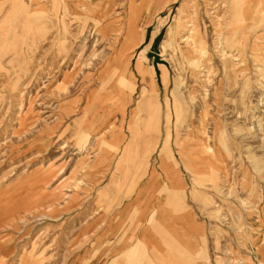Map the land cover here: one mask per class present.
<instances>
[{"label":"rangeland","instance_id":"374dc122","mask_svg":"<svg viewBox=\"0 0 264 264\" xmlns=\"http://www.w3.org/2000/svg\"><path fill=\"white\" fill-rule=\"evenodd\" d=\"M250 5L248 20H264V0ZM0 7V264H107L97 263L110 249L101 248L107 243L92 221L116 197L63 198L46 188L59 185L61 158L89 143V112L109 113L108 129L131 137L132 107L133 116L159 112L160 142L189 184L180 201L202 231L195 257L178 254L194 262L182 264H264V21L244 30L227 0ZM177 80L194 86L181 90L187 109L196 92L192 115H178ZM190 137L181 143L192 157L184 162L180 142Z\"/></svg>","mask_w":264,"mask_h":264},{"label":"crops","instance_id":"0c3cea01","mask_svg":"<svg viewBox=\"0 0 264 264\" xmlns=\"http://www.w3.org/2000/svg\"><path fill=\"white\" fill-rule=\"evenodd\" d=\"M244 1L248 4L246 8L242 5ZM227 2L230 12L242 21L239 27L242 26L246 31L256 27L261 29L260 22L264 20L255 21L254 18L248 20V17L254 15L255 7L252 10L250 5L253 0H227ZM261 30L264 32L263 28ZM254 51L252 55L258 53ZM148 77L151 80L153 72L149 73ZM161 82L164 88L168 87L167 73L166 78H163L162 72ZM174 86L177 89L175 101L178 115L183 116L185 113L192 115L194 113L192 105L196 98L192 94L196 92L194 89L189 91L187 109L181 90L184 86L189 88H194V86L187 85V83L184 85L179 80ZM134 108L132 107L133 111ZM133 111L132 121L134 123L132 124L138 127L134 133L132 132L131 137L127 129H108V123L111 120L109 113L89 112L86 118L91 133L88 136L89 143L74 159L61 158L59 185L57 183V187L46 188L47 195L50 192L52 195V192L57 189L58 195H63V198L64 195H79V197L82 195H113L119 201L118 204H110V211L95 213L92 221L101 226L98 231L99 241L107 243V245L102 244L101 248L110 249L107 255L100 256L97 263H193V260L178 257L179 253L195 257L196 239L202 231V225H197L194 213L180 201L182 195H190L189 184L182 177L180 167L168 158L167 149H163L165 142L163 144L160 142L159 112L144 113L141 110L137 116H133ZM115 115L117 120L121 119L120 112ZM144 115L146 116L143 122ZM127 123L126 116L124 126H127ZM192 139L194 138L182 139L180 148L181 143L184 146L186 143H191ZM191 146L194 147V142ZM184 151L181 154L185 157ZM190 154L185 157L184 162L192 160ZM63 169H66V175L63 174ZM48 176L46 174L44 178L47 179ZM53 180L51 176L49 185ZM31 188L29 195L32 192ZM0 195H3L2 191ZM3 215V210H0V225L4 220ZM177 248L181 252L176 251L175 253ZM258 249L263 252L262 259L264 260V241ZM105 257L107 259H104ZM201 262L206 264L203 259Z\"/></svg>","mask_w":264,"mask_h":264},{"label":"bare ground","instance_id":"6f19581e","mask_svg":"<svg viewBox=\"0 0 264 264\" xmlns=\"http://www.w3.org/2000/svg\"><path fill=\"white\" fill-rule=\"evenodd\" d=\"M229 11V10H228ZM193 23V22H192ZM186 38H183L185 40ZM261 103H264V97L261 99ZM260 104V103H259ZM264 105V104H263Z\"/></svg>","mask_w":264,"mask_h":264}]
</instances>
